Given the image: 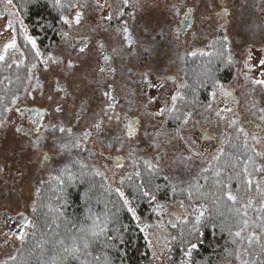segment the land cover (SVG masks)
Returning <instances> with one entry per match:
<instances>
[{"label":"rangeland","instance_id":"rangeland-1","mask_svg":"<svg viewBox=\"0 0 264 264\" xmlns=\"http://www.w3.org/2000/svg\"><path fill=\"white\" fill-rule=\"evenodd\" d=\"M109 1L113 2V0H88L86 3L88 5L87 9L91 10L93 8L91 5L93 2L96 11L92 13L93 20L107 19L108 13L111 11ZM210 3L211 7L209 6ZM221 3L222 8L229 10L227 23L214 17V12L220 8ZM100 5H103V7H100ZM115 5L121 6L123 10L127 9L130 20L139 26L145 27L149 35L153 36L155 32L162 30V36L167 41L171 39L170 28L176 21L177 15H174L176 9L179 10V13L186 7L203 9L207 16L201 30L202 33H207L208 38H197L195 47L190 53L199 54L203 52L209 40L223 38L226 35L228 37L226 42L228 54L234 65V73L229 82L219 84L225 90L232 91L237 100L236 106H234L233 100L230 105L226 104L220 88H214L212 92L215 91L216 96L215 98L210 96L209 100V103L212 104V110H206V107L198 112H192V117L181 128L178 136L175 131L177 125L170 126V123H168V126H165L168 112L166 111L161 116L152 115L158 112L160 108L153 106V99H147V130L142 133V136L131 140V150L134 149L135 151L130 156V167L126 170L122 179L137 177L141 166L158 171L159 176L164 180L169 179L179 182L195 177L208 169L217 160L213 157H219L232 128H235L236 134L240 135L243 151L254 154L258 159L256 166L264 167V119H261V117H264V112L260 111L264 109V87L255 86L251 83L253 78L260 79V71L264 70L259 68V59L264 58V0H139L138 4L135 3V0H130L127 7H125L123 0H116ZM173 5H175V9ZM83 10H85L84 7H71L64 16L71 20L76 11L81 12ZM88 12L90 13V11ZM9 20L12 21L11 28H7ZM66 26L69 25L64 24L62 21L61 29ZM24 27L27 28L28 35L31 36L13 0L11 3H8V0H0V50L3 49L4 44L11 41L13 36H15L17 44L16 49H9L5 61H0V90L7 79L8 70L14 65L19 66L24 63L22 43H24V46L32 48L31 44L24 39L22 31ZM63 40L65 39L62 38L61 42ZM36 47L44 55V50H41L37 43ZM175 47L176 45H173L172 48ZM249 52L252 56V59L248 61L252 68L251 72L245 67ZM184 53L185 49L183 48L179 53L180 61ZM42 55L39 58L37 57L36 65L39 61L45 60ZM246 74L248 79L245 78ZM29 80L28 78V82ZM149 100L152 102L149 103ZM165 105L162 102V107H165ZM167 106L170 108L169 105ZM7 108L12 110L6 112L5 117L2 119L6 122L5 126L0 127V168L3 169L0 172V211L11 215L26 214L31 220L29 229L33 225L32 208L33 206L36 208L41 181H56L51 177L58 175L55 171L57 166L61 164V160L55 158L52 165L50 163L43 170H39L38 166L33 163V158L37 153L39 155L40 151L34 152L31 147L29 150L23 148V139L19 140L15 135L13 124L14 106L11 104ZM225 108H231L232 111H221V116L224 117L221 119L216 115V111ZM232 120H236L237 123L231 124L230 121ZM196 127L200 132L209 136V140H201ZM241 129L243 131H240ZM245 133L247 134V142H245ZM253 135L260 138L259 142L252 139ZM181 136L183 139L180 138ZM165 142L168 143L165 144ZM154 144H158L159 147L153 146ZM257 153H260V155H257ZM64 156L73 160L68 157V153ZM85 157L81 160L83 162L80 161V163L91 166L94 171H99L101 173L99 176L103 179L105 188L108 191L117 192L120 196V193H123L120 187L121 179L117 174H111L107 169L108 164L103 156L96 153V155ZM146 161L150 162L151 167L145 163ZM234 164V172L224 183L228 185L225 190L231 191L233 195L236 187L240 184L242 162L239 159ZM237 172H239V176L236 175ZM21 173H23L22 177ZM253 182L255 185L259 182L261 188L264 189V172L256 171ZM174 188L171 189L168 201L158 200L155 196V199H152L153 196L150 195L146 197L147 203L150 205L149 214L152 215L151 219L141 220L135 210L136 218L133 219L145 239L149 252L148 264H167V255L174 240L173 233L177 225L189 217L196 218L199 214L197 210L201 208V205L204 206V216L208 211V206L202 203L191 206L189 200H174ZM37 189H39V192H37ZM124 198L127 199L125 195ZM250 198L253 201L251 207H247L248 200L243 203L244 216L249 221V225L242 233V236L245 237L243 243L238 238L240 243L238 250L241 253V258L237 260L235 256L231 262L225 264H241L242 260L247 261V250L256 243V240H253L252 244L249 245L247 236L250 233L256 234L254 214L264 209L261 207L264 204V196L258 193L255 187V191ZM181 202L183 206H181ZM128 207L134 208L130 202ZM7 239L8 237L4 235V231L0 230V262H5L14 257L22 242L15 240L5 242ZM187 260H189L188 257Z\"/></svg>","mask_w":264,"mask_h":264},{"label":"trees","instance_id":"trees-1","mask_svg":"<svg viewBox=\"0 0 264 264\" xmlns=\"http://www.w3.org/2000/svg\"><path fill=\"white\" fill-rule=\"evenodd\" d=\"M13 2L37 46L45 51L59 42L62 26L60 17L70 10L71 5H84L88 0H60L59 5L56 0ZM22 48L23 65H14L8 70L7 79L0 90V120L5 117L4 109L11 105L12 98L25 89L29 78L28 70L37 60L30 46L22 43ZM206 49L205 54H196L187 59L184 75L186 85L182 95L184 99L179 101L174 115H171L170 126L178 125L176 115L206 108L214 82L227 83L233 77L234 65L228 59L227 43L218 38L211 40ZM249 158L248 171L254 180L258 159L254 154L243 151L240 135L232 128L217 160L195 177L179 182L164 180L158 171L145 167L136 178L121 182L124 195L143 221L152 218L145 191L158 200L168 201L171 189L175 187L174 200H189L191 206L199 203L208 206V211L199 224L196 218L189 217L177 225L167 255V264L186 261L184 252L190 243H196L197 247L193 249L191 257H188V264H225L235 258L240 243L233 233L242 226L238 221L245 219L243 203L255 191L254 182L249 190L243 171L244 161ZM239 159L242 162L240 184L234 191L237 201L232 202L223 194L226 191L223 185L231 177L233 165ZM68 166L75 178L68 182L65 177L64 185L53 181L42 184L36 211L33 212V225L14 255L15 259H9L4 264H50L51 257L62 252L60 245H56L55 251L53 250L55 241L64 239L66 244L70 243L72 236L81 234V228H93L94 221L100 227H105L106 224V228L88 249L91 255L69 257L65 264H105L106 261L107 264H148L149 252L145 239L119 194L108 191L103 179L91 167ZM217 171L221 173L219 177L214 176ZM214 179H219L222 183L215 185ZM197 185L203 187L197 190ZM216 197L219 200L213 203ZM254 215L259 243L256 242L247 250V262L264 264V248L261 247L264 245V209Z\"/></svg>","mask_w":264,"mask_h":264},{"label":"flooded vegetation","instance_id":"flooded-vegetation-1","mask_svg":"<svg viewBox=\"0 0 264 264\" xmlns=\"http://www.w3.org/2000/svg\"><path fill=\"white\" fill-rule=\"evenodd\" d=\"M115 2L116 0H113V2L109 1L111 11L108 13V17L111 16L110 20L106 18L93 20L94 17L92 13L96 11L92 2L91 5L93 8H91V10H88V5L84 4L85 10L81 11L83 13L81 25L73 23L71 26H66L61 29L59 42L47 48L43 53L44 55H42L45 57V60L51 55L57 60V63L54 64L50 60L47 61L48 70L45 71V64L39 61L36 65V69H32L31 79L27 82L25 89L17 95L20 99L13 108V124L14 129H16L17 126L25 130L32 129L33 124L31 120L34 113L30 110H44L46 116L42 123H48L49 121L51 123H59L61 121L70 123L77 134H80L86 128H89L94 119L99 118L98 116H92L90 118L92 110H95L96 113H100L101 107H106L108 103L107 97L102 96V93L110 92L114 95L112 103L115 107L113 111L119 114L120 122L117 123L116 120L113 119L109 125V122L105 118L104 126L108 130L109 138H111V136L120 135L121 138L125 140L127 147L120 149L119 143H116L112 148H102L99 143L93 147V140L104 138L103 136L97 138L94 134L93 138L87 143L82 144L80 149L71 150V154H68V157L73 160H70L64 156L66 153L61 157L56 156L52 151L51 137L53 135L60 136L61 134L59 132L52 133L49 131L47 135L50 139L43 150L50 159L47 163H41L43 159L42 152H39V155L37 153L33 158V163L38 166L39 170H43L44 167L48 166L50 163L52 165L53 159L55 158H60L61 160V164L57 166L55 171L56 174H58L59 169L64 167L65 164L81 166L83 164L75 162H80L83 157L90 156L89 150H91L95 153L94 155L97 153L103 156L108 164L107 169L111 174H117L121 179H119L120 182L130 179L122 178L126 170L130 167L131 155H129V152L132 151L130 144L131 140H135L139 136H142V133H145L147 130V99L154 100V107L161 109L162 102H164L171 108V96L175 94L178 89L181 95H183L185 87L181 88L180 85H186L184 75L187 59L194 56L190 55V51L195 47L197 38H208L207 33H202L203 31L201 30L207 16L204 10L186 7L179 16H176V21L170 28L171 39L167 41L164 40L162 36V30H160V32H155L153 36L149 35L145 27L139 26L130 20L129 15H127V9L123 10L121 6L118 7L115 5ZM189 9L191 10L190 15L192 18L191 27L186 28L183 32L175 33L174 29L177 23L183 16V13ZM88 11H90V13ZM121 12H123V15H121ZM214 17L227 23L229 10L224 13V8H222L221 3L220 8L214 12ZM125 25H127L129 29L131 43L124 38L125 34L123 33V27ZM65 33H67L66 36L64 35ZM62 38L65 39L63 42H61ZM84 38H87V46L85 47V51L81 53V40ZM210 41L211 40L207 42L201 53L205 54ZM101 44L103 48L100 47ZM173 45H176V47L172 48ZM182 47L185 49V53L180 61L179 53L180 50L183 49ZM101 53L109 57L106 62L107 66H109V70H106L103 74H97L98 66L104 63ZM201 53H199V55ZM69 59L77 66L75 69L77 75L84 71L85 66L92 70L93 74L89 76L87 80H78L75 78L68 79L66 72ZM88 81H93V83L89 84ZM109 84L112 86L111 88H108ZM26 89L32 92V96L27 95ZM58 89H67L68 95L65 97L63 92L58 91ZM49 96L54 98L53 101L50 102L48 100ZM223 100L226 104L230 105L233 99L231 96H223ZM57 101L62 103L64 109L62 113L53 112ZM85 101L88 103L89 107L77 126L74 114L80 108L81 103ZM179 101L180 100L177 101V105ZM16 107L23 109V113L15 111ZM170 117L171 115L168 113L166 115V127L168 126ZM129 120L135 122L134 127L137 129L131 140L125 136L127 130L126 125ZM41 131L43 132L44 130L41 129ZM196 131L201 140H209V136L200 132L197 127ZM15 135L17 139H23V148L29 150L30 146L26 143L28 137L16 131ZM167 143L168 142H165V144ZM51 151L53 152L52 154ZM117 163L121 166L117 167ZM84 167L91 166L84 165ZM145 167L146 166H141L138 174L145 169ZM0 222H2V224H0V230L4 231V235L8 237L5 242H9L11 240L21 241L17 239V236L20 235L21 232L25 233L27 231L31 220L24 213L11 215L7 212L0 211Z\"/></svg>","mask_w":264,"mask_h":264},{"label":"snow or ice","instance_id":"snow-or-ice-1","mask_svg":"<svg viewBox=\"0 0 264 264\" xmlns=\"http://www.w3.org/2000/svg\"><path fill=\"white\" fill-rule=\"evenodd\" d=\"M12 0H8V3H11ZM57 5H59L60 0H56ZM123 3L125 5V7L129 6L130 0H123ZM135 3H139V0H135ZM72 7H84V5L81 4H76V5H71ZM210 7L212 6L211 3L209 5ZM100 7H103V5H100ZM173 8L175 9V5H173ZM191 10H187L183 13V16L180 18L179 22L177 23L174 32L175 33H180L183 32L186 28H190L191 27V15H190ZM227 10L224 9V13H226ZM121 15H123V12H121ZM174 15L179 16V10L176 9L174 11ZM82 16L83 13L80 11H76L75 16L70 20L68 17L65 16H61L60 20L63 21L64 24H67L69 26H71L73 23L76 25H81V21H82ZM107 19H111V16L107 17ZM12 27V21L9 20L8 24H7V28H11ZM221 27H223L221 25ZM23 31V35H24V39L31 44L32 49L35 52L36 57H40L42 54L41 52L37 49L36 47V40L33 39L31 36L28 35L27 32V28L24 27L22 29ZM123 33L125 40H127L128 42L131 43V36L129 35V29L127 27V25H125L123 27ZM65 36L67 35V33L64 34ZM223 41L227 42L228 37L225 35L223 38ZM81 47H80V52L83 53L85 51V47L87 46V38H84L81 40ZM17 44H16V38L15 36H13V38L11 39L10 42L4 44L3 49L0 50V61H5L6 56L8 55L9 49H16ZM101 48H103V45H100ZM115 51V50H114ZM195 52L190 53V55H195ZM204 54V53H201ZM102 56V60H103V64H100L97 68V74H103L106 72V70H109V66H107V61L109 59V57L104 54L101 53ZM229 62H231V57L228 58ZM252 59L251 56V52L248 53V59L245 61V67L248 69L249 72L252 71L251 66L248 64V61ZM52 61V63H57V60L52 57L51 55H49L46 60L41 61V63L45 64V71L48 70V64L47 61ZM13 63H15V61H13ZM76 65L73 63V61L71 59H69L68 63H67V72H66V76L68 79H78V80H87L89 76H91L93 74L92 70L88 69L87 66H85L84 71L77 75L75 69H76ZM36 68V64L32 65V68H30L29 71V79H31V73H32V69ZM259 68L260 69H264V58H260L259 59ZM260 79H251V83L255 86H262L264 87V70L260 71ZM245 78L248 79L247 74L245 75ZM89 84L93 83V81H88ZM112 86L109 84L108 88H111ZM181 88L185 87V85H180ZM213 87H219L220 88V92L221 95L224 97H228L231 95L230 92H228L227 90L224 89V87L222 85L219 84L218 81L214 82ZM78 90V89H77ZM58 91H62L64 96L66 97L68 95V91L67 89H58ZM26 93L28 96H32V92L31 91H27L26 89ZM102 96H106L107 97V106L106 107H101L100 109V113H96L95 110H92V113L90 115V118L92 116H98V119H94L93 123L89 126V128H86L83 132H81L80 134H77V132L75 131L74 127L70 124V123H64L63 121L59 122V123H51L50 121L48 123H42V121L45 119L46 116V112L44 110H37V109H31L30 111L32 113H34L33 117H32V124H33V128L32 129H28L25 130L24 128L17 126L15 131L17 133H21L24 136L28 137V140L26 141V143L28 144V146H30L32 148V150L34 152L40 151L43 153V159L41 161V163H47L48 160L50 159V157L47 155L46 152H44V147L47 146V142L49 141V136L47 135V133L49 131H51L52 133H56L59 132L61 135L60 136H55L53 135L51 137V146H52V151L55 153V155L57 156H63L65 153H68L69 155L71 154V150L72 149H80L81 145L84 143H87L90 139L93 138L94 134L97 138L103 136V139H96L93 140V147L96 146L97 143H99V145L104 148H112L114 147V145L116 143H119L120 145V149H123L125 147H127V144L125 143V140L121 138L120 135H115V136H111V138H109L108 136V130L105 128L104 126V120L105 118L107 119V121L109 122V125L111 124V122L113 121V119L116 120L117 123L120 122V116L118 113H115L113 111L115 105L112 103V101L114 100V95L110 92H103ZM211 96L213 98H215L216 93L215 91L211 93ZM20 99L19 96H14L11 100V104L13 106L17 105V101ZM53 97L49 96L48 100L51 102L53 101ZM184 99V97L181 95L179 89L176 91L175 94H173L171 96V101H172V107L169 108L167 105H165L164 108H161L158 112L153 113L152 115L154 116H161L163 115L166 111L170 114V115H174L173 110L176 109L177 107V101L178 100H182ZM152 101L149 100V103H151ZM88 103L82 102L80 105V108L78 109V111L74 114V119L77 121V126H78V122L82 119L84 113L88 110ZM12 109L10 108H5L4 111L8 112L11 111ZM206 110H212V104L211 102L207 105ZM15 111L23 113V109L16 107ZM64 111L62 103L57 101L56 102V106L53 109V112L55 113H62ZM221 111H226V112H231L232 109L231 108H225L222 109L220 111H216V115L218 117H220L221 119H223L224 117L221 116ZM261 112H264V109L260 110ZM193 113L191 111H185L183 113H181L180 115H176L175 119L178 121V125L177 128L175 129L177 135L179 136L181 128L186 125L189 121V119L192 117ZM261 119H264V117H261ZM5 121L0 120V127H4L5 126ZM134 121L129 120L128 124L126 125V132H125V136L131 140L134 137V134L136 133L137 129L134 127ZM231 124H236L237 121L236 120H232L230 121ZM41 129H43L44 131L42 132ZM240 131H243V129H241ZM181 139H183V137H180ZM253 140H257V142H259V139L257 136L253 135L252 136ZM245 142H247V134L245 133ZM153 146L155 147H159L158 144H154ZM135 150L133 149L132 151L129 152V155H132L133 152ZM95 153L92 152L91 150H89V155H94ZM257 155H260V153H257ZM218 157H213V159H217ZM251 158H249V160L244 161V175H245V179H246V183L249 187V190H251V187L253 185V180L251 179V174L248 171V164L250 162ZM75 163H80L79 161H76ZM146 164H149V166L151 167L150 162L146 161ZM121 165L119 163H117V167H120ZM81 167L83 168L84 165H81ZM234 167V165H233ZM3 169L0 168V172H2ZM255 171L257 172H264V167H260V166H256ZM97 175H101V173L99 171H96ZM221 175L220 171H217L214 173L215 177H219ZM237 176H239V172L236 173ZM23 176V173H21V177ZM65 177H67V181L71 182L75 177L74 174L72 173L70 167L65 164L64 167L59 169L58 175L55 177H51V179L56 180L59 184L64 185L65 184ZM41 183H44L43 181H41ZM222 181H220L219 179H214L213 180V184L215 185H219L221 184ZM201 187V185H197V190H199ZM223 187L225 189L228 188L227 184H224ZM256 187V191L258 193H261L262 196H264V189L261 188V185L259 182L256 183L255 185ZM37 192H39V189H37ZM225 196H227V199L229 201L232 202H236L237 201V196L233 195L231 191H225L223 193ZM145 196H148L149 193L148 192H144ZM189 195L191 196V193H189ZM120 197L123 199V203L124 206L127 207L128 212H130L133 216V218H136L135 215V209L132 207H128L129 205V201L127 199L124 198V194L121 192L120 193ZM152 199H155V197L153 196ZM219 200V197H216V200L213 201V203H216V201ZM252 199L249 198L248 202H247V207H251L252 206ZM181 206L182 202H181ZM262 208H264V204L261 205ZM33 212L36 211L35 206H33L32 208ZM199 212V214L196 216V222L197 224H199V222L201 221V218L204 216V206L201 205V208L197 210ZM222 215V213H220ZM246 215V213H245ZM259 219V217H258ZM55 219L53 220V223H55ZM238 223L240 225H242L240 227V229L236 232L233 233L234 237L239 238L240 242L243 243L245 237L242 236V233L248 228L249 225V221L247 219H242L239 220ZM94 227L91 229H84L81 228L80 229V235H74L71 237L70 243L66 244L64 239H60L55 241L54 245H53V250L55 251L56 245H60L62 248V252L54 254L51 257L50 260V264H65V262L68 260L69 257L72 258H79V256H89L91 255V253L88 251V249L92 246V244L99 239L100 235L103 234V232L105 231L106 228V224L105 227H100L98 224H96V222H93ZM195 227V226H194ZM262 227H264V225H262ZM143 230V229H141ZM25 237V233L21 232L20 235L17 236V239L23 241ZM253 240H256L257 243H259V237L255 234V233H250L247 236V242L249 245L252 244ZM233 243H236V240H233ZM197 247L196 243H190L188 249L184 252V255L187 257H191L192 255V251L193 249H195ZM262 248H264V245H261ZM231 255V253H230ZM241 258V253L239 250L236 251V259L240 260ZM11 259H15V257H11ZM0 264H4V262H0ZM105 264H107V261L105 262ZM181 264H187L186 261H182ZM241 264H248L247 261H241Z\"/></svg>","mask_w":264,"mask_h":264},{"label":"water","instance_id":"water-1","mask_svg":"<svg viewBox=\"0 0 264 264\" xmlns=\"http://www.w3.org/2000/svg\"><path fill=\"white\" fill-rule=\"evenodd\" d=\"M228 92H230L231 93V97H232V99H233V101H234V106H236V103H237V100H236V98L234 97V93L232 92V91H228ZM21 216H24L23 214H20ZM19 217V216H18ZM26 218V217H25Z\"/></svg>","mask_w":264,"mask_h":264}]
</instances>
